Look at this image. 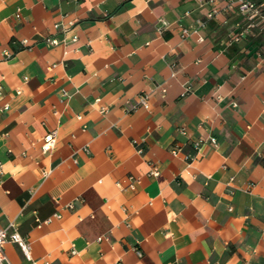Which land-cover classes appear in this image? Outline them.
Wrapping results in <instances>:
<instances>
[{
  "label": "crops",
  "instance_id": "1",
  "mask_svg": "<svg viewBox=\"0 0 264 264\" xmlns=\"http://www.w3.org/2000/svg\"><path fill=\"white\" fill-rule=\"evenodd\" d=\"M227 2L0 0L9 264H264V34Z\"/></svg>",
  "mask_w": 264,
  "mask_h": 264
},
{
  "label": "built area",
  "instance_id": "2",
  "mask_svg": "<svg viewBox=\"0 0 264 264\" xmlns=\"http://www.w3.org/2000/svg\"><path fill=\"white\" fill-rule=\"evenodd\" d=\"M213 0H209L211 2ZM238 11L245 19L246 25L243 29L244 31L251 32L253 36L258 35L259 33L264 34V0H228L227 5L223 9L213 8L210 11V16L220 12V11ZM55 27H58V24L55 25ZM255 30L257 32H255ZM187 29L183 28V33H187ZM242 35V32H240L238 35H231L227 40V45L232 44V42L238 41L240 36ZM26 40H22V43H25ZM264 55V42L261 44L259 53ZM189 89V87H186V91ZM162 92H165V88H162ZM0 94H1V86H0ZM137 104L141 105L144 108H148L149 106V100L146 92H141L137 95ZM4 108H7V105L4 106ZM55 132L50 131L48 132L44 137L43 141L46 144L44 147V150L49 149V145L54 140ZM209 141L214 144L215 139L210 138ZM203 142V140L199 139L195 142V147L198 148L199 145ZM173 153H176V149L172 150ZM152 174L157 173V169L154 167L151 170ZM130 187H133V183L130 184ZM54 216H59V214H54ZM50 218H48L46 221H49ZM14 242L16 243L23 254L29 258V244L25 238L20 236L16 231H9L6 228L0 229V264H9L7 257L5 255L4 251V244L6 242Z\"/></svg>",
  "mask_w": 264,
  "mask_h": 264
}]
</instances>
